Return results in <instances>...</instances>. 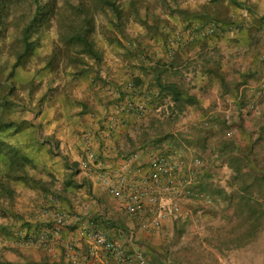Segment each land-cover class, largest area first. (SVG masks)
Returning <instances> with one entry per match:
<instances>
[{
  "label": "trees",
  "instance_id": "1",
  "mask_svg": "<svg viewBox=\"0 0 264 264\" xmlns=\"http://www.w3.org/2000/svg\"><path fill=\"white\" fill-rule=\"evenodd\" d=\"M136 1H128L129 8L125 9L119 0H0V41H3L6 36L12 37L10 54L14 57L11 63L9 61L0 62V106L12 104L9 93L17 88L14 83L16 69L36 53L37 47L42 44L44 35L52 28L67 50L78 49V53L92 58L96 64L100 63L103 52L94 38L95 19L100 13L107 19L103 30L106 32L114 29L127 40L124 44L125 51L136 56V67L143 71L145 77L148 76L145 80V77L142 78L135 74L133 66L128 67L127 76L123 78L125 80H120L116 84L117 95L112 100L113 104H127V101L141 100L146 108L150 106L151 109L158 107L159 102H163L167 97L177 109L184 105L201 107V101L196 95L189 93L178 82L164 78L167 71L176 69L178 53L189 48L194 40L210 35L219 28L233 26L239 34L247 36L245 38L248 42L244 47L252 49L259 40L260 32L264 31V11L259 12L257 6L247 0H227L230 4L240 8L242 10L240 13L234 11L226 13L225 8V13L219 12L222 7L221 0H213L215 4L213 11L212 9L207 11V5H203L201 11L181 10L184 16L181 21L182 27L172 33L166 29L175 28V26L167 25L159 18L151 22L144 12L143 15L139 14V21L147 29L146 37L149 40L160 39L165 52L161 60L154 62L148 60L149 55L143 49L141 41L136 37L131 38L126 32V24L130 15L139 13ZM163 23L164 27L161 26ZM110 40L123 45L116 37ZM133 41L135 43H132ZM53 56L52 54L47 65H51L50 59ZM72 58H78L74 61L86 63L84 57L79 58L78 55L72 54ZM166 58L169 59L168 64L165 61ZM125 61L129 63L132 57L125 58ZM257 68L259 69V66ZM207 69L223 80L219 72L218 61ZM95 76L98 78L93 76L90 81V86L93 88L100 86L98 83L100 77L96 74ZM248 80V76L240 75V80L235 84V93L238 87L249 82ZM144 83H146V88L143 90L141 86ZM234 96L237 116L231 118L228 123L223 114L216 113L211 117V126H197L188 134L182 132L174 134L173 131L165 128L160 130V121L153 126V120L156 118H150L149 122L142 127L136 142H132L131 145L145 148L154 143L158 146L156 149L159 150L162 148H159V145L166 138L175 141L182 140L203 154L210 151L215 154L217 161L220 159L219 162L227 164L229 175L226 186L211 185L212 176L207 169L203 171L199 184L202 190L210 193L213 200L212 204L204 206L202 212L206 220L207 232L205 233L207 234L200 240L206 245L203 249L210 257H214L209 250L211 248L223 253L227 250L246 247L256 239L264 225V110L260 115H255L262 116L254 127L249 129L243 119V110L248 95L242 92L239 98L236 94ZM86 109L87 106L83 108L84 111ZM119 120L122 124L124 121L126 124L134 123L136 121L134 111L122 109ZM26 124L28 122L24 120L0 118V136L7 130L10 132L6 135L16 133ZM227 127L237 131L227 137L224 134ZM238 135L239 138H237ZM215 137L216 139H213ZM76 165V163L71 165L70 172L61 188H53L54 178L46 182L29 172V168L34 167V162L23 145L8 142L0 137V217L9 218L8 224L1 221L0 231L8 234V229L17 228L18 232L15 233L17 241L26 239L27 235L35 233L46 223L40 216V210L43 207H59L57 203L67 199L64 192L70 186L73 187L74 197H77V190L82 186L90 192L89 180L82 178L81 183H78L73 178L76 171L78 172ZM17 182L39 190L35 208L27 211L16 205L15 184ZM70 206L72 207V204ZM217 217L220 221L213 224ZM95 220L98 226L107 229L113 238L124 234L128 229L123 220L119 218L114 220L104 215H97ZM184 229V224H174L173 243L180 240ZM146 258L150 264H208L197 262L199 252L191 246H184L174 251L166 248L163 252L148 248Z\"/></svg>",
  "mask_w": 264,
  "mask_h": 264
},
{
  "label": "rangeland",
  "instance_id": "2",
  "mask_svg": "<svg viewBox=\"0 0 264 264\" xmlns=\"http://www.w3.org/2000/svg\"><path fill=\"white\" fill-rule=\"evenodd\" d=\"M119 1L125 9L129 8L128 1L130 0ZM247 1L255 4L259 12L264 11V0ZM136 3L139 13L130 15L126 24V32L131 38L136 37L141 41L140 43L144 46L143 49L149 55L148 60L154 62L161 60L165 55L161 46L162 42L160 39L149 40L146 37L147 29L139 21V14L143 15L145 12L151 22L159 18V20L165 21L167 25L175 26V28L166 29V31L172 33L177 32L182 27L181 21H183L184 16L181 10L201 11L203 5L208 6L207 11L215 9L213 0H137ZM221 5V9H218L221 13L231 11L240 13L242 11L227 0H221ZM106 20V17L101 13L95 19L94 38L97 46L103 52L100 63L96 64L92 58L78 53V49L67 50L63 43L58 40V36L52 28L44 35L42 44L37 47L36 53L16 69L14 83L17 88L14 92L9 93L10 103L12 104L0 106V118L28 122L16 133L6 135L10 132V130H7L2 132L0 137L8 142L23 145L34 162V167L29 168V172L46 182L54 178L53 188L56 189L61 188L60 186L68 176L73 163L77 164L76 169L79 170L78 160L82 154L81 137L84 131L89 130L88 122L90 119L94 118L97 123H100L101 120L104 121L102 112L104 109L109 110L110 105L113 104L112 100L107 99V96L111 93H107L101 88L95 90L90 86L91 78L93 76L98 78L95 74L99 75L100 79L104 74L105 77L117 75L124 78L127 76L128 67L131 66L134 67L136 74L140 73L145 77L143 71L136 67V56L125 51L124 44L127 40L114 29L106 32L103 30ZM161 26L164 27V23ZM13 33L15 32L13 31ZM112 37L121 40L123 45L116 41L112 42L110 40ZM245 37L247 36L239 34L233 26L219 28L210 35L194 40L189 48L178 53L176 69L167 71L164 78L178 82L189 93L196 95L201 101V107L184 105L177 109L168 97L163 102H159L158 107L151 109L148 106L149 108H147L145 114L119 131L116 138L118 142L116 141L115 150L112 152L117 151L118 154L128 155L135 151H141V154H144L146 148H153L152 150L158 148L154 143L145 148L131 146L132 142H136L142 127L149 122L150 118H156L153 120V126L157 125L158 121L161 122L160 130L165 128L173 131L182 121H188L211 110H216L220 114L227 112L230 118L237 116V106L234 99L235 84L240 80V75L248 76L249 82L256 80L259 75V69L256 66L257 60H259L261 54H264V31L259 34L256 49L254 46L252 49L244 47L248 42ZM11 42L12 37L10 35L0 41V62L2 63L6 61L11 63L14 59L10 54ZM132 43H135V41ZM52 54L54 56L50 59L51 65H47V61ZM72 54L78 55L79 58L84 57L86 63L74 61L78 58H72ZM127 57H132V61L127 63L125 61ZM167 60L169 59L166 58L165 60L168 64ZM216 61L219 63V72L222 74L223 80L214 76L212 74L214 72L207 69L214 66ZM146 78L148 76L145 77V80ZM102 92H106L107 95H103ZM81 103L87 105L89 109L85 112L81 110ZM94 113L96 116H94ZM105 115H108V113ZM55 116L58 117L57 120ZM97 116H100V118L96 120ZM261 116L253 115L246 108L243 110L244 123L249 129L254 127ZM91 122L94 124V121L91 120ZM233 131L236 132L237 130L234 129ZM96 135L99 136L97 133ZM237 138H239V135ZM213 139H216V137ZM185 144L182 140L175 141L166 138L162 140L159 148L168 145L173 149L185 151ZM194 151L196 154L204 155L207 170L210 171L212 176L210 179L211 185L226 186L229 173L222 175L219 166L220 159L217 161L210 151L204 154L196 148ZM217 175H221V181L214 182ZM15 188L17 192L16 205L19 208L28 211L37 206L38 189L21 182H17ZM72 188L70 186L64 192L67 199L62 201L65 204L76 203L75 205L72 203V207H69V209L74 208L71 211L73 214L76 207L87 200L88 197H85L84 194L91 192L84 187L85 189L77 197H74ZM95 200L97 204L100 202L102 205L106 217L108 213L116 211L114 204V208H112V203L105 198H96ZM99 209L101 210L100 207ZM94 214V216H97L100 213L97 210ZM111 218L114 220L122 219L124 223L126 220L134 219V217L124 213L123 209H117V214L111 216ZM192 220L181 222L185 228L181 234L183 237L180 236V240L174 243L172 241L173 231L169 230L164 233V229L149 237H137L130 240V238L122 235L121 238L126 245L142 249L145 256L148 248L163 252L166 248L174 251L184 246H191L199 252L198 263L264 264V225L252 243L246 247L236 249L234 252L224 253L221 256L222 261H218L217 251L213 248L209 249L214 255V257H210V255H207V251L203 249L206 245L200 241L207 234L205 233L207 232L206 220L198 217H193ZM1 221L7 223L9 218L3 219L0 217V223H2ZM17 230V228H10L8 234L0 231V264H50L53 258L47 251L40 247L25 244L24 240L17 241L15 235L18 232ZM53 250L59 254V245L55 246ZM148 264L150 263L148 262Z\"/></svg>",
  "mask_w": 264,
  "mask_h": 264
},
{
  "label": "built area",
  "instance_id": "3",
  "mask_svg": "<svg viewBox=\"0 0 264 264\" xmlns=\"http://www.w3.org/2000/svg\"><path fill=\"white\" fill-rule=\"evenodd\" d=\"M258 62L256 80L241 84L235 93L239 98L242 92H246L245 108L254 115H260L264 110V54L259 56ZM122 109L133 110L136 118L147 110L141 100L115 104L106 125L108 130L119 123ZM216 113V110H211L182 121L173 132L188 134L197 126H211V117ZM223 115L228 123L231 119L229 114L224 112ZM233 132L231 127H227L224 134L229 137ZM100 140L101 137L92 130L83 132L78 173L93 185L103 187L128 216L138 217L139 230H161L163 224L169 222L173 231L174 224L190 221L193 217L201 218L202 207L198 203L204 204L202 206L212 204L210 193L199 186L203 171L207 169L205 157L196 154L194 147L185 144V151H181L165 145L159 150L146 148L144 154L135 151L128 155H111L112 147L106 144L97 152L94 143L100 146ZM106 159H112V162L107 163ZM219 166L222 175L228 172L225 162H219ZM220 176L217 175L214 182L221 181ZM92 205L91 201H83L73 214L74 208L43 207L40 216L46 221L45 225L27 235L24 243L47 251L53 258L50 264H148L142 249L126 245L111 237L107 229L98 226L90 214ZM122 235L132 240L135 231L127 230ZM58 245L59 254L53 250Z\"/></svg>",
  "mask_w": 264,
  "mask_h": 264
},
{
  "label": "crops",
  "instance_id": "4",
  "mask_svg": "<svg viewBox=\"0 0 264 264\" xmlns=\"http://www.w3.org/2000/svg\"><path fill=\"white\" fill-rule=\"evenodd\" d=\"M256 66L258 67L259 66V62L257 61V64H256ZM136 74V73H135ZM137 75L138 76H140V77H142V78H144V76L143 75H140V73H137ZM104 81H103V80ZM120 80H125V79H123V77H121V76H117V75H108V76H106L105 77V74L102 76V78L101 79H99V81H98V83L100 84V86L98 85L97 87H95V90H97L98 88L100 89H102L103 91H107V93H111L110 95H108L107 97V99H109V100H114L115 99V97H116V95H117V92L115 91L116 89H117V87H116V84H117V82L118 81H120ZM146 82V81H145ZM250 82H252V81H250ZM105 84H108V85H105ZM144 88H146V83H144L142 86H141V89H143L144 90ZM102 94L103 95H107L106 94V92H102ZM112 102V101H111ZM85 104H86V102H85ZM85 104H83V103H81V110H83V108L85 107V106H87V105H85ZM114 105H115V103L114 104H112V106L110 105V107H109V110H106V109H104V111L101 113L102 114V117L105 119L104 121H100V123H97V121H95L94 120V118H91L90 119V121L88 122V127H89V130H92L94 133H97L100 137H101V140H100V142L99 143H101L100 144V146H98V144H95L94 143V147H95V149L97 150V152L99 153L100 151H101V148L103 147V145L104 144H106L109 148H111L112 147V149L110 150V154L111 155H116L115 153H117L118 154V152L117 151H115V152H112V151H114L115 150V146H116V143L118 142L117 141V135H118V133H119V131H121L123 128H125V127H127L128 126V124H126L125 122L126 121H124V123L122 124L121 122L122 121H120L119 120V123L116 125V127L114 128V129H112V130H108L107 129V123H108V120H109V118H110V115H111V111H112V109L114 108ZM87 109H89V107H87ZM86 109V110H87ZM108 109V108H107ZM85 110V111H86ZM84 111V110H83ZM84 111V112H85ZM101 112V111H100ZM108 113V115H105V114H107ZM94 116H96V114L94 113ZM55 118H56V120L58 119V117L57 116H55ZM98 118H100V116H97V118H95L96 120L98 119ZM91 120L92 121H94V124H92V122H91ZM102 122V123H101ZM130 124V123H129ZM102 125H105V126H103L102 127ZM86 127V126H85ZM85 129V128H84ZM82 135V134H81ZM117 141V142H116ZM81 143H82V137H81ZM112 159H106V162L107 163H111L112 161H111ZM81 177H83L82 176V174L81 173H78V174H76V175H74V179L75 180H77V182L78 183H81V181H79V179L81 178ZM84 178V177H83ZM66 179V178H65ZM64 179V180H65ZM62 180H63V178H62ZM87 184H89L88 182H87ZM90 188H91V193H86V194H84L85 195V197H88L87 198V200H84V201H91L92 202V209H90V214H91V216L93 215V217H95L94 215V213L98 210V213H100V214H102V215H105L106 216V214H105V212H104V210H103V208H102V205L100 204V202H99V204H97L96 203V198L97 199H102V198H105L107 201H109L110 203H112V208H114V206L116 207L115 208V210L113 209V212L114 213H108L107 214V218H111V216H113V215H115V214H117V209L119 210H121V208H119L118 207V205H117V201L115 200V198H113V197H111V196H109L106 192H105V190H104V188L103 187H101V186H99L98 184H92V182H90ZM61 187V186H60ZM85 186H82L81 188H78V190H77V194L76 195H78L83 189H85L84 188ZM59 188V187H58ZM72 190H73V188H72ZM100 201V200H99ZM72 203H74V205L76 204L75 202H70V203H64L63 201H61V202H58L57 203V205L60 207V208H62V209H69V207H70V205L72 204ZM113 204H114V206H113ZM196 203H193V206H196L195 205ZM198 205L200 206V207H202V212L204 211V206H202V205H204V204H202V203H198ZM99 207L101 208V210L99 209ZM125 213V212H124ZM100 214H98V215H100ZM111 215V216H110ZM204 216H201V219L203 218ZM112 219V218H111ZM129 219V218H128ZM138 221H139V218L138 217H134V219H129V220H126V222H125V225H126V227L128 228L127 230H133V231H135V237H134V239H136L137 237H146V236H151V235H155V234H157L158 233V231L160 230V229H155L153 232H146V231H141V230H139L138 229ZM202 222H203V220H201ZM216 221H220V218H216L214 221H213V224L214 223H218V222H216ZM199 224H201V223H199ZM201 227H202V225H201ZM161 229H164V233H166L167 231H169L170 229H171V223H169V222H165V224H163V226H162V228ZM114 238H116V239H118V240H121V241H123V243H124V240L122 239V238H120L119 236H116V237H114ZM236 250V249H235ZM235 250H227V251H224L223 253H220V252H217V259H218V261H222V257L221 256H223L224 255V253H228V252H234ZM148 262V261H147ZM53 263H55V262H53ZM218 263H220V262H218Z\"/></svg>",
  "mask_w": 264,
  "mask_h": 264
}]
</instances>
